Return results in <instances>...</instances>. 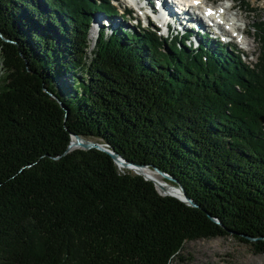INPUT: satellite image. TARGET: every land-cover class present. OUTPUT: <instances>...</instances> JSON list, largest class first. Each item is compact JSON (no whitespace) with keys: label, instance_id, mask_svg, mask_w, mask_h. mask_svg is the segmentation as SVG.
Masks as SVG:
<instances>
[{"label":"trees","instance_id":"obj_1","mask_svg":"<svg viewBox=\"0 0 264 264\" xmlns=\"http://www.w3.org/2000/svg\"><path fill=\"white\" fill-rule=\"evenodd\" d=\"M94 11L120 17L110 0H0V264H170L228 236L264 255V14L248 65L149 28L98 30L87 52ZM70 135L195 207L105 152L63 154Z\"/></svg>","mask_w":264,"mask_h":264},{"label":"rangeland","instance_id":"obj_2","mask_svg":"<svg viewBox=\"0 0 264 264\" xmlns=\"http://www.w3.org/2000/svg\"><path fill=\"white\" fill-rule=\"evenodd\" d=\"M211 2H218L219 0H209ZM114 4V8L117 11V14L120 15L122 11V7H126L125 3L118 2L116 0H111ZM228 4L227 1L223 2V4ZM234 5V8L231 11L232 14H239L245 19L239 21V23L245 26L244 31H246V43L247 46L245 48L247 54H243L240 51V46L236 45L235 50L236 53L233 54H242L243 62L248 65H252L258 62L259 56L261 55L262 49L260 40L257 36L254 35V32L249 27L255 23L256 21H260L259 19L263 16L264 12V1L263 0H245L241 2V0H231L230 6ZM228 7V8H229ZM227 9V8H225ZM132 18V15H128ZM99 20V23H96V27H92V22ZM102 22V23H100ZM135 21L131 22H122L118 17H104L100 12H91L90 20L87 26V34L86 40L88 42L89 48H87V52L93 48V43L96 35L98 34V30H103L105 35H110L115 31H123L127 33V35L132 36L130 34L136 33L137 28L143 27V29L149 28L152 31L151 21L139 20L136 25H134ZM133 26V27H131ZM97 28V29H96ZM158 35H162V32H156ZM168 35H172L170 30H168ZM188 38L193 36L190 31H187L185 34ZM205 40L209 43H202L204 45V50L206 52H210L213 49V42L210 38L203 36ZM188 38H186L185 46L191 45L188 43ZM203 41V40H202ZM180 42V41H176ZM184 43V42H183ZM192 43V42H190ZM222 45V44H221ZM226 47V45H224ZM228 48V47H226ZM228 51V50H227ZM86 52V53H87ZM67 83V81H66ZM60 85V84H59ZM118 171L122 169H118ZM161 178V177H160ZM170 264H264V255L255 254L251 251V248L247 246V244L240 243L234 241L232 237H223V238H211V239H200L196 241H189L183 244L181 251L178 252V256L173 257L172 262Z\"/></svg>","mask_w":264,"mask_h":264},{"label":"bare ground","instance_id":"obj_3","mask_svg":"<svg viewBox=\"0 0 264 264\" xmlns=\"http://www.w3.org/2000/svg\"><path fill=\"white\" fill-rule=\"evenodd\" d=\"M138 1H143V0H138ZM186 1L189 2V0H186ZM226 1H228V4L226 6H224V10H225L224 12H225V14L227 16H231V17L235 18L238 22L241 21L242 19L246 18V17L243 18L239 14V12L236 13V14H232L231 15V11L233 10L231 8H234L235 4H232V6L229 7L230 3H231V0H226ZM161 4H162L163 8L166 7V9H167V6H165V1L164 0L161 1ZM144 7L151 9L152 12L154 13V18L156 20H162V22H163L162 24L163 25H164L166 20L170 19V21L172 22V25H173V27L175 29L178 28V27L185 28L188 25L197 26V27H199V29H201V26L199 25L201 22L199 23V21L197 19L193 18L192 16H183L182 17V16H179V15H172V16H170L168 18V15H167L166 12H160L157 9L154 8V6L151 4V0H144ZM225 8H227V9H225ZM98 21L99 20H96V21L92 22L93 23L92 24L93 28H95L97 26L96 23H99ZM100 23H102V22H100ZM243 29H245L244 25H243ZM245 32L246 31L243 30V34H246ZM244 41L246 43V35H245V40ZM72 147H73V145H72V143H70V147L69 148L71 149ZM116 165L118 166L117 167L118 169L124 170V168H122V166L120 164H116ZM134 171L138 175L142 176L144 179L146 178V179L150 180L153 183V185L155 186V188H156V190H157V192L159 194H164V195H169V196L172 195L171 197H173V196H176L178 198L180 197V193L178 192V189H176V187H174V186H176L175 184L174 185H169V184L165 183L164 181H162V180H165V179L160 178L161 176H159L155 172L151 171V169H149V168L137 169L136 168V169H134ZM167 182H169V181H167Z\"/></svg>","mask_w":264,"mask_h":264},{"label":"water","instance_id":"obj_4","mask_svg":"<svg viewBox=\"0 0 264 264\" xmlns=\"http://www.w3.org/2000/svg\"><path fill=\"white\" fill-rule=\"evenodd\" d=\"M259 121L261 123H263L264 122V116H260ZM70 143H72V145H73V147L71 149L69 148ZM90 148H94L97 151L105 152L106 154L109 155L110 159L113 161V164L115 166H116V164H120L122 166V168H124L125 170H128V171H131L132 173H134L136 175H138V174L134 171V169H136V168L137 169L147 168V166H137V164H133L131 162L125 161L120 155H118L117 153H115L113 151H110L108 149L107 145L97 144L93 140H85V139H82L80 136H77V135H70L69 136V142H68L67 147H65L63 154H65V153L67 154L74 149H80L81 151H85V150H88ZM150 169H151V171H153L156 174H158L159 176H161V178L165 179V181H169V182L176 185L174 187H176V189H178V192L180 193V197L178 198L176 196H173L174 198L178 199V201L184 203L185 205L195 207V205L192 203V201L184 195L185 193H184L183 189L177 183L176 179L166 176L165 173L159 171L155 167H152V168L150 167ZM138 176H140V175H138ZM146 180H148V179H146ZM148 181H150V180H148ZM150 183H152V182L150 181ZM152 185H153V183H152ZM159 195L163 196L164 194H159ZM164 196H169V195H164ZM170 196H172V195H170ZM214 221L216 223H218V221H216V220H214ZM246 238L248 239V241L256 240L254 238L253 239L248 238V237H246Z\"/></svg>","mask_w":264,"mask_h":264}]
</instances>
